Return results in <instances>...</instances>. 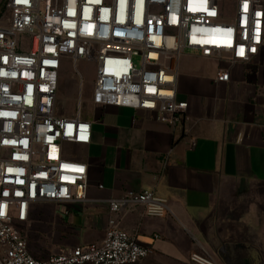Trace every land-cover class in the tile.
Here are the masks:
<instances>
[{"label": "built area", "instance_id": "1", "mask_svg": "<svg viewBox=\"0 0 264 264\" xmlns=\"http://www.w3.org/2000/svg\"><path fill=\"white\" fill-rule=\"evenodd\" d=\"M222 1L6 0L0 18V264H138L152 255L122 223L140 207L143 216L164 215L168 208L153 191L109 200L103 241L46 258L30 245L31 212L39 204L89 200V167L79 148L92 143L94 121L81 111V63L94 70L95 107L150 111L176 128L188 120L189 104L177 100L186 50L204 57L227 53L232 64L264 55V0H228L235 4L232 19ZM67 64L79 80L71 117L57 107ZM215 80L230 82L231 74L219 70ZM191 261L218 264L197 254Z\"/></svg>", "mask_w": 264, "mask_h": 264}, {"label": "crops", "instance_id": "2", "mask_svg": "<svg viewBox=\"0 0 264 264\" xmlns=\"http://www.w3.org/2000/svg\"><path fill=\"white\" fill-rule=\"evenodd\" d=\"M219 70L231 74L230 82H216ZM177 100L189 109L185 125L176 128L150 111L97 107L93 141L81 148L89 200L36 205L28 232H38L49 211L54 231L71 239L60 251L98 243L111 217L109 200L127 191H153L168 208L164 215L143 216L140 207L122 223L152 249L150 258L194 264L191 256L197 254L218 264H260L264 55L232 64L227 53L204 57L186 50L179 59Z\"/></svg>", "mask_w": 264, "mask_h": 264}, {"label": "rangeland", "instance_id": "3", "mask_svg": "<svg viewBox=\"0 0 264 264\" xmlns=\"http://www.w3.org/2000/svg\"><path fill=\"white\" fill-rule=\"evenodd\" d=\"M6 0L0 6V18L7 13L6 12ZM222 8L225 11V16L227 19H232L235 12V4L234 2L223 0L221 2ZM139 59H136V62H139ZM80 70L84 75V91H83V105L81 111L86 117L91 118V120L98 119L97 107L93 104V87H94V70L90 63L83 62L80 64ZM77 78L73 75L72 67L67 64L64 66L59 83V93H58V110L59 114L63 116L71 117L78 110V96H79V88H78ZM99 121V120H98ZM96 123V122H94ZM74 150L73 148H70ZM81 148H79V151ZM82 153V151H81ZM51 212L45 211L46 218L43 219V225L35 234H31L29 231V240L32 249L36 251V254L40 257L46 258L51 253L62 252L59 249L66 248V243L70 242L71 239L60 238L58 234L54 231L48 216ZM59 248V249H58ZM59 250V251H58ZM57 251V252H56ZM138 264H192L189 263H167L162 262L160 258H146L142 262ZM195 264V263H194ZM260 264H264V253L260 252Z\"/></svg>", "mask_w": 264, "mask_h": 264}]
</instances>
